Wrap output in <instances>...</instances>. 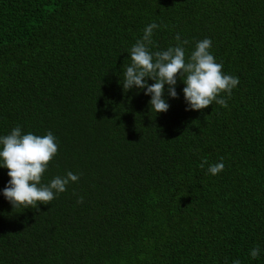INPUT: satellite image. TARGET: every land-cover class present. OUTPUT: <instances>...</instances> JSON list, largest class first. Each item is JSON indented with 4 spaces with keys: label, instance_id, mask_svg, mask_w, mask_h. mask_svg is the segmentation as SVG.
Instances as JSON below:
<instances>
[{
    "label": "trees",
    "instance_id": "obj_1",
    "mask_svg": "<svg viewBox=\"0 0 264 264\" xmlns=\"http://www.w3.org/2000/svg\"><path fill=\"white\" fill-rule=\"evenodd\" d=\"M153 22V51L211 38L227 108L186 111L179 77L157 114L122 88ZM17 125L56 137L42 183L79 180L37 208L0 195V264H264V0H0V135Z\"/></svg>",
    "mask_w": 264,
    "mask_h": 264
},
{
    "label": "clouds",
    "instance_id": "obj_2",
    "mask_svg": "<svg viewBox=\"0 0 264 264\" xmlns=\"http://www.w3.org/2000/svg\"><path fill=\"white\" fill-rule=\"evenodd\" d=\"M160 25L153 22L146 25L143 34L130 47L128 58L130 63L123 70L122 88L143 90L150 109L155 114L166 112L170 104L169 98L176 99L178 77L183 83L181 89L185 110H202L213 101L227 108V97L239 83V78L222 71L223 65L216 61L210 51L211 38L197 40L190 53L186 55L187 39L177 33L176 43L163 50H152L153 32ZM149 80L152 83H149ZM167 86V88H165ZM166 92V95H165ZM225 96H220V93ZM58 144L51 131L44 135L24 132L17 125L7 134L0 135V168H6L9 179L0 195L12 207L37 208L38 204H48L56 195L65 192L70 183L79 180V175L71 171L53 177L48 183H42V176L48 163L56 155ZM207 165V173L217 175L224 169L223 160L209 164L202 160L199 167ZM78 197L77 202H82ZM264 254L260 246L249 250V257L258 259ZM227 264V262H225ZM232 264H240L238 259Z\"/></svg>",
    "mask_w": 264,
    "mask_h": 264
}]
</instances>
